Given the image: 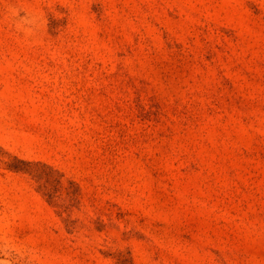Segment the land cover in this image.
I'll return each instance as SVG.
<instances>
[{
	"label": "rangeland",
	"instance_id": "obj_1",
	"mask_svg": "<svg viewBox=\"0 0 264 264\" xmlns=\"http://www.w3.org/2000/svg\"><path fill=\"white\" fill-rule=\"evenodd\" d=\"M0 264H264V0H0Z\"/></svg>",
	"mask_w": 264,
	"mask_h": 264
}]
</instances>
